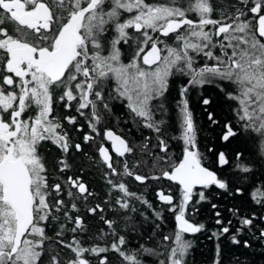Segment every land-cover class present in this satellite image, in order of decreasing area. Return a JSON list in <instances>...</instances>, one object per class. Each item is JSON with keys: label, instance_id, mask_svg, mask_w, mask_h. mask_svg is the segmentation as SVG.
<instances>
[{"label": "trees", "instance_id": "16d2710c", "mask_svg": "<svg viewBox=\"0 0 264 264\" xmlns=\"http://www.w3.org/2000/svg\"><path fill=\"white\" fill-rule=\"evenodd\" d=\"M20 1L26 10L42 1L64 15L77 13L87 2ZM139 1L180 11L176 19L184 22L166 33L161 21L141 22L138 32L131 26L134 10L111 8L106 0L90 20L88 37L97 41L86 43L87 53L107 57L105 123L128 142L120 160L126 167L116 165L115 173L99 170L95 155L81 152L70 169L49 138L50 119L24 132L19 141L37 162L36 170L27 164L32 221L20 243L12 245L7 233L14 235V226L2 228L0 213V264H264V111L252 103L253 93L264 97V40L256 33L264 0H205L202 14L198 5L204 0ZM1 21V54L9 40L37 46L34 29L22 28L6 15ZM143 41L144 50L155 42L161 52L169 46L178 59L140 111L118 90L109 66L131 68L139 62ZM111 55L118 58L111 60ZM247 72L261 84L248 81ZM3 76L0 69V86L5 85ZM249 90L252 104L244 96ZM61 128L66 135L68 126ZM186 150L215 174L213 183L189 192L162 178L181 163ZM72 175L81 177L77 185L82 191L71 187ZM158 191L170 195L172 203H162ZM7 206L14 210L0 194V211ZM178 215L196 229L181 228ZM23 247H30L31 254L23 255ZM8 249H15L9 258Z\"/></svg>", "mask_w": 264, "mask_h": 264}, {"label": "flooded vegetation", "instance_id": "af4514ba", "mask_svg": "<svg viewBox=\"0 0 264 264\" xmlns=\"http://www.w3.org/2000/svg\"><path fill=\"white\" fill-rule=\"evenodd\" d=\"M105 1L106 0H87L86 5L78 9L77 13L74 14L69 12L67 15H64L58 7L53 9L42 1L37 2V4L44 3L48 13V20L37 21L36 27L33 28L37 35V46L25 44L18 40H9L7 42L15 41L22 46L14 47L8 51L6 48L7 42H5L4 49L6 53H0V69L4 74L3 82L5 84L4 86H0V120L8 125V130H0V161L4 158L10 160L18 159L29 172L28 165L24 160L22 152L25 151L28 155H32V153L30 147L28 146V148L26 147L27 145L21 144L19 139L25 137L24 132L34 131L41 122L45 123V121L50 119L52 121L51 128H53V132L50 134L49 138L55 142V145L60 148L62 154L67 157V164L70 169H75L77 164L76 161L79 159V154L81 152H83L84 155H88L91 152L98 160L99 170L108 168L115 173L114 167L120 165V160L124 159V156L129 150V145L119 131L111 126L106 127V113L104 109L107 106V88L103 83L105 82L108 68L107 57L100 53L89 54L86 48V43L97 41L96 39H90V37H88L92 26L90 20L92 17L96 16L98 11L101 12V7L106 6ZM3 2L6 1L0 0V9L6 13L0 14V28L4 29V21L1 20L5 15L9 19L15 21L18 26L22 28L26 27L18 23L12 17V14L33 12L36 7L33 10H26L24 5L21 10L2 8L1 4ZM110 3L111 8L119 7L117 0H110ZM68 27L70 32L79 37V41L75 45L73 58L65 65L62 75L55 80H51V78L54 77V63L52 60H45L46 56L40 55V52H55L60 46L63 32H65L64 30ZM24 47H30L32 49V55L29 58L21 56L17 60L16 67L14 69H9L8 64L13 58L11 52L14 49ZM151 47L152 45L149 49H151ZM63 59L64 58H62V60ZM97 77L99 78V84H97L96 81ZM102 78L103 81L100 82ZM118 97L121 98V95L118 94ZM115 107L117 109V105ZM21 113L25 118V121L22 123L20 122ZM29 122L32 123L28 127ZM14 125L15 129L13 131L12 127ZM64 125L68 126V129L65 128L68 132L66 135L61 132L63 131L61 126ZM33 135L32 138L39 137L38 134L37 136L35 134ZM115 137L125 142V152L122 153V145ZM190 152L192 153V151ZM102 153H107L110 156L111 166H108L103 160ZM124 162L125 161L121 164L126 167V163ZM197 163L201 165L198 160ZM170 172L171 171L165 173ZM165 173H163V175ZM163 175L162 178L164 180L178 185L164 178ZM68 180L72 188L77 186L81 191L83 190L84 187L82 185H77V181L81 180L80 176L72 175ZM31 184L32 180L29 188L32 199ZM0 185V194H2L4 200L8 202L5 198L4 186L1 181ZM178 186H180L182 190L189 192L203 187L196 185L189 189H185L181 185ZM178 218L182 222L190 224L193 231L196 229L191 222L186 221L179 215L176 216L178 224L185 231L193 232L188 231L186 227L180 223ZM18 242L19 241H17V244H19ZM8 250L6 254L9 258L15 253V249L13 251L12 249Z\"/></svg>", "mask_w": 264, "mask_h": 264}, {"label": "water", "instance_id": "95a60500", "mask_svg": "<svg viewBox=\"0 0 264 264\" xmlns=\"http://www.w3.org/2000/svg\"><path fill=\"white\" fill-rule=\"evenodd\" d=\"M1 7L21 10L23 8V3L19 0L6 1L1 4ZM256 10H258L257 7ZM12 17L22 26H26L28 28L33 29L36 27L37 21L48 20L47 7L44 3H40L36 6V9L33 12H23L21 14L13 13ZM256 24L257 36L264 40V13H260L257 16ZM64 31L65 32H63V38L60 43V46L55 52H40V55L46 56L45 60L49 59L52 60L54 63V77H52L51 80H55L62 75L65 69V65L67 64V62H69V60L73 58L75 52V45L79 41V37L76 34L70 32L69 27L66 28ZM151 50L153 54L150 57V60L158 61L159 47L156 44H153ZM11 54L13 58L8 64V68L14 69L16 67L17 60L21 56L29 58L32 55V49L30 47L17 48L14 49ZM62 58L64 59L62 60ZM0 130H8V125L3 123L1 120ZM115 139L121 143L122 153L125 152V142L118 137H115ZM102 158L108 166H111V158L107 153H102ZM163 177L173 183L183 186L185 189H189L192 186L196 185H208L215 181L216 176L208 168L199 165L190 151H186L182 163L174 167L170 173H165ZM0 181L4 186L5 198L8 200V202L16 211V213L20 216L21 221L17 226V233L19 234L18 243H20L22 237L27 233L32 221V199L29 190L31 183L30 175L27 168L23 165L20 160H10L8 158H4L0 161ZM217 185L221 186L222 183L217 182ZM55 189H57V187H55ZM158 195L159 200L162 203L170 204L172 202L171 196L163 195L160 191L158 192ZM179 221L186 227L188 231H193L190 224L182 222L180 219Z\"/></svg>", "mask_w": 264, "mask_h": 264}, {"label": "rangeland", "instance_id": "374dc122", "mask_svg": "<svg viewBox=\"0 0 264 264\" xmlns=\"http://www.w3.org/2000/svg\"><path fill=\"white\" fill-rule=\"evenodd\" d=\"M122 1L123 3L121 2V0H117L118 3L121 2V4H119V7L124 8L125 11L134 10L133 15L136 18V21H134L131 26L132 28H135L138 32H140L141 28H143L142 23L148 25L161 21L163 22V31L166 33L180 27L181 24L184 22L183 18H180L179 20L176 19L179 18V16L181 15L180 11H174L173 9L167 8L147 7L139 0H134L133 3H129L128 0ZM37 5L38 4L36 3L35 7ZM198 9L202 10L201 14L207 10L205 0L199 3ZM123 26L126 25H122L119 28L120 34H122L124 31ZM144 44L145 42L143 41V44L137 50V53L139 55V62L134 61V63H132L131 65V68H118L111 64L109 66L110 70L115 76L116 82L118 84V90L122 93L123 97L127 98L128 102L131 105H133L140 111L143 110L147 105V96H149L152 92H155L162 86L163 80L166 78V75L168 74V71L170 69L171 62H175L178 59L177 56H174V53L172 52L171 48L169 46L164 45L162 52L161 48L159 47V60H150V57L152 56L153 52L149 48L147 50H144ZM150 44L153 45L155 44V42H151ZM18 46L22 45L15 41H10L6 43V48L8 49V51ZM114 58L117 59L118 57L116 55L110 56L111 60H113ZM245 78L248 79V81L254 83V86H258L259 84H261L259 79L250 72H247ZM262 88L264 89V84ZM251 94L252 90H249L248 92H245L244 96H246L249 100V104H252L257 101L258 103L255 107H257L258 112L262 113L264 111V97L261 94L253 93V95L255 96V101L251 103ZM22 154L24 155L25 162L30 166V168L32 170H36L37 162L34 157L32 155H28V153L25 151H23ZM0 213L2 216V228L5 226L7 228V225L8 228L9 225L14 226V229L11 230V232L14 230V235H10V233H7V231H10V228L7 229L6 233L10 238H12V245L17 244V241H19L17 226L21 221L20 216L14 210L10 209L9 206L2 209ZM30 249V247H23L21 252L23 255H30Z\"/></svg>", "mask_w": 264, "mask_h": 264}, {"label": "bare ground", "instance_id": "6f19581e", "mask_svg": "<svg viewBox=\"0 0 264 264\" xmlns=\"http://www.w3.org/2000/svg\"><path fill=\"white\" fill-rule=\"evenodd\" d=\"M222 186V185H221Z\"/></svg>", "mask_w": 264, "mask_h": 264}]
</instances>
